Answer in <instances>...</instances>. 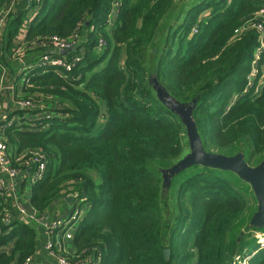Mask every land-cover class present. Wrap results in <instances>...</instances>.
Wrapping results in <instances>:
<instances>
[{"label":"trees","instance_id":"1","mask_svg":"<svg viewBox=\"0 0 264 264\" xmlns=\"http://www.w3.org/2000/svg\"><path fill=\"white\" fill-rule=\"evenodd\" d=\"M6 1L0 0V9ZM115 2L41 0L34 19L18 13L6 27L11 59L23 47L22 61L13 67H28L19 73L16 99L35 105L9 115L11 160L19 166L13 159L33 150L47 157L43 179L30 187V205L42 217L71 194L84 204L87 213L71 240L74 251L66 255L73 263L231 264L229 231L249 203L219 172L240 177L202 165L183 170L173 177V215L166 217L162 179L148 167L179 157L186 134L181 117L149 87L146 64L177 0H120L111 20ZM262 8L264 0H199L157 55L160 83L177 102L193 105L208 151L225 154L246 142L252 156H264L263 49L254 63L262 36L255 29L237 33ZM53 37L71 38L77 47L66 55L50 52ZM48 51L80 60L71 69L37 66ZM36 52L35 61L23 63ZM7 206L0 198V219ZM35 226L17 217L0 221V264L34 257ZM245 264H264V249Z\"/></svg>","mask_w":264,"mask_h":264},{"label":"built area","instance_id":"2","mask_svg":"<svg viewBox=\"0 0 264 264\" xmlns=\"http://www.w3.org/2000/svg\"><path fill=\"white\" fill-rule=\"evenodd\" d=\"M114 1L116 2L113 4L111 13L109 15L111 20H113L119 13L120 0ZM16 2L17 0L6 1L3 3L0 9V67L4 66L1 58V46L3 47L6 27L12 16L17 14L15 12ZM35 2V5H29V7L26 9V18L28 21L34 19L39 12L41 0H35ZM249 29H255L262 36L261 46L255 52L259 58L261 55L260 53H262V49L264 50V8L259 10L255 17L247 21L240 30H237V33L239 31H245ZM23 31L24 30L21 32L22 34L24 33ZM194 31L196 32V29H194ZM19 40L20 38L16 40V42L18 43ZM51 43L52 45L50 46L49 51L53 53H60L61 55H64L61 53L62 50L73 49L74 47V42L71 38L59 39L58 37H53ZM102 44L103 42L100 41V45ZM22 51L23 47L21 46L20 49L13 55V58L19 56L20 52ZM49 51L45 53L43 52L36 62L37 66H54L71 69L75 63L80 60L78 57L72 59V61H67L66 58L53 56ZM17 58L18 60L22 61L20 57ZM254 63H256V61H254ZM27 69V65H24L21 67L20 72L26 71ZM256 73L257 69L256 71L254 69L253 75ZM19 75L20 74L18 73L16 80H18ZM260 82L263 83L264 81L262 80ZM14 85V82L11 81L7 83V85H3L2 88L6 87L8 89H14ZM16 96L17 95L14 91L11 97L12 107H10L8 111L3 112L2 106L0 104V198H3L7 205H9V203L11 204V197H14V207L17 208V213L24 222L29 223L26 221V219L31 221H42L45 219V217L43 218L39 216L36 210L30 212L25 206V201L23 199L28 201L29 195L24 194V192L19 195V190L21 185L23 186L24 190L26 186L29 188L43 179L47 168V157L41 150L26 151L21 156H16L13 159L15 162L19 163V166L13 165L11 160L12 152L5 135V130L13 123V120L9 119L10 114H13L17 109H32L35 107L32 101L18 100L16 99ZM83 205L84 204H82L80 201H76L73 214L70 215V217L65 220L57 219L51 223H47L50 237L47 241L46 248L49 251L52 259L48 264H85L83 262H71L66 256L68 255L67 253H69V251L66 249L64 244L66 241H71L73 239L74 231L79 224L77 222L78 219L82 214L84 217L87 213V209L86 211L82 210ZM13 217V212H11L10 209L6 207L4 212L1 213L0 221L2 224H10ZM57 239H60L61 242L59 250L62 252L60 253H56L52 249L54 243L57 242ZM243 261L245 260H242L239 264H242ZM32 262L33 258H27L24 264H31Z\"/></svg>","mask_w":264,"mask_h":264},{"label":"rangeland","instance_id":"3","mask_svg":"<svg viewBox=\"0 0 264 264\" xmlns=\"http://www.w3.org/2000/svg\"><path fill=\"white\" fill-rule=\"evenodd\" d=\"M197 1H199V0H177L176 11L173 12L171 15L169 13L168 16L166 18H164V20L161 22L157 40L155 41V44L152 45L148 51V54L146 57L148 85L151 88L154 95L158 98V100L159 99L161 100V98L164 95H166L168 92H167L166 88L160 83L158 76H157L156 66H157V63L159 60V57L157 55L162 56V54L164 53V47H165V44H164L165 37L167 35H169V36L173 35V33L175 31L174 29L176 27V22L180 20L179 24H178V25H180L182 23V21L184 20V17H185L187 10L190 9L192 7V5L194 3H196ZM21 13H25L24 15H26V11L21 12ZM24 18H25V16H24ZM193 33H195L194 30H193ZM73 46L77 47V45H73ZM73 49H74V47H73ZM154 49L156 52H153ZM37 53L38 52H36V54H30V56H28L26 59L23 60V63L26 64L28 62L35 61L36 57L39 56V54H37ZM69 53H71V52H69ZM17 57H19V56H16L15 58H13V60L17 61L18 60ZM259 58H258L257 54H255V61H258ZM14 61L11 62V65L14 64ZM6 64L7 63H5V66H6ZM255 71H256V68H255ZM26 72H27V70L19 72V73L22 76V75L26 74ZM253 77H254V75L251 76V78H253ZM262 77L264 78V66H263ZM263 78H261V81L263 80ZM210 151L212 152V150H210ZM241 151H243L245 153L246 161L251 166H256L264 160V156H259V157L252 156L250 153V151H251L250 147H249V145H247L246 142H244L241 145H239V146H237L231 150H228L224 153L226 155H234V154L241 152ZM189 152H190V145H189L188 137L185 134L183 137V151L179 157H177L176 159H174L172 161H167V162L150 161L148 163V167L150 168V170L162 179V194L161 195L165 199V204H162V207H163L164 215L166 217L173 215L171 202L173 201V191H174V186H175V185H172V182H173L172 180H173L174 176L170 179H167L166 175H167L168 171L173 167V165L176 164L180 159H182ZM219 173L228 177L235 184V186L243 193V195L246 197V199L248 200V203H249L247 211L245 212L243 217L241 219H239L230 228L229 243L227 246L228 247L227 253L229 255V258H231L230 259L231 264H239L242 260H245L242 262V264H245L246 261L249 258H251V256L256 254L257 251L264 249V226H262V227L250 226V221H251L253 215L258 210V201L256 199V195H255L251 185L248 182L243 181L242 179L238 178L236 175H234L230 172L220 171ZM73 209H74V207H73ZM82 210L86 211V208L84 205L82 207ZM69 214L66 217L62 218V220L67 219ZM72 214H73V211H72L71 215ZM82 218H83V214L80 216V218L78 219L77 222L79 223L80 220H82ZM24 219H26V218H24ZM26 221L29 222L30 224L33 223L34 225H36L35 226L36 229H37V226L39 225V222H40V221H34V220L31 221L28 219H26ZM37 232H38V230H37ZM55 239H56V237H55ZM47 241H46L45 245L43 246V248H45L46 253H49V251L46 248ZM60 244H61V242H60ZM52 249L56 253L62 252L59 250L60 245L57 242L54 243ZM52 249H51V251H52ZM245 255H247V256H245ZM244 256H245V258H243ZM49 262H50V260L46 264H48Z\"/></svg>","mask_w":264,"mask_h":264},{"label":"water","instance_id":"4","mask_svg":"<svg viewBox=\"0 0 264 264\" xmlns=\"http://www.w3.org/2000/svg\"><path fill=\"white\" fill-rule=\"evenodd\" d=\"M72 51H74V49H64L61 53L65 55ZM153 52H156L155 49ZM161 100L181 117L186 128V135L190 145V152L173 165L168 171L166 178L170 179L193 165L231 170L242 180L248 182L256 195L258 210L253 215L250 226H264V160L256 166H251L246 161L243 151L234 155H226L206 150L202 145L197 124L193 119V105L191 103L177 102L168 93L164 95ZM74 199V195L67 197L69 204H72ZM164 253L165 258L169 259V249H165Z\"/></svg>","mask_w":264,"mask_h":264},{"label":"crops","instance_id":"5","mask_svg":"<svg viewBox=\"0 0 264 264\" xmlns=\"http://www.w3.org/2000/svg\"><path fill=\"white\" fill-rule=\"evenodd\" d=\"M30 2H31V0H17V2L15 4V12L16 13L25 12L26 9L29 7ZM1 58H2V61L4 63V66L0 67V104L2 106V111L5 112V111H8L10 109V107H12L11 97H12L14 91H15V94L19 92V86H20L21 81H20V79L16 80L19 72L17 71L18 69L16 70L13 67V65H11V62H13L14 60L11 59L12 57L9 56L7 51L5 50V42L3 43V47L1 46ZM5 63H7L6 66H5ZM11 81H13L15 84L14 89H8L6 87L2 88L3 85H7V83H9ZM263 81H264V78H263ZM21 187H22V189H21ZM21 187L19 190V195H21L24 192V194L29 195V198H30V194H31L30 187L31 186L29 188H28V186H26L24 188V190H23L22 185H21ZM71 195H69V196H71ZM67 197H65L64 199H60L59 201L55 202L52 209L49 210V212H47L44 216H42L43 218L45 217V219L40 221L39 225L37 226L38 246H37L36 254L33 257V262L31 264H46L49 260L50 261L52 260L50 254L46 253L45 248H43L46 241L50 237V235L48 233L47 223H51L57 219H62L64 217H66L70 212L72 213V211L74 210L73 207H75V202L73 200L72 204H69L67 201ZM23 200L25 201L24 202L25 206L27 207V209L30 212L35 210L30 205L29 200L28 201L25 199H23ZM13 205H14V197H11V204L9 203L7 208H9L11 212H13L14 217L21 219L20 215H18V213H17L18 212L17 208H15ZM71 213L69 214V216L71 215ZM57 243L60 245V239H57ZM64 244H65L66 249L69 252L74 251V246H73L72 241H66ZM12 247H13L12 244H10L4 250L7 253H9Z\"/></svg>","mask_w":264,"mask_h":264}]
</instances>
